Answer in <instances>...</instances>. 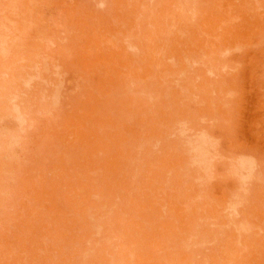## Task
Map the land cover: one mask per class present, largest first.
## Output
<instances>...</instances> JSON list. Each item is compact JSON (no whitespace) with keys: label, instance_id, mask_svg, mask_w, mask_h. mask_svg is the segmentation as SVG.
<instances>
[{"label":"rangeland","instance_id":"rangeland-1","mask_svg":"<svg viewBox=\"0 0 264 264\" xmlns=\"http://www.w3.org/2000/svg\"><path fill=\"white\" fill-rule=\"evenodd\" d=\"M0 264H264V0H0Z\"/></svg>","mask_w":264,"mask_h":264},{"label":"bare ground","instance_id":"bare-ground-1","mask_svg":"<svg viewBox=\"0 0 264 264\" xmlns=\"http://www.w3.org/2000/svg\"><path fill=\"white\" fill-rule=\"evenodd\" d=\"M39 67H40V65H39ZM40 73V72H39ZM46 81V80H45ZM62 84V83H61ZM62 88V87H61ZM60 88V89H61ZM60 94H61V92L58 94V96H60ZM56 98V97H55ZM60 98V97H59ZM44 99V98H43ZM54 99V98H53ZM41 100V99H40ZM56 101H58V99L56 100ZM54 102V101H53ZM16 113V112H15ZM25 117V116H24ZM26 121V120H25ZM24 123H26V122H24Z\"/></svg>","mask_w":264,"mask_h":264}]
</instances>
